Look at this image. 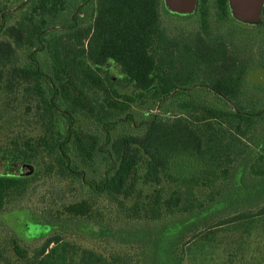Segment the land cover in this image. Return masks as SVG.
<instances>
[{"label":"trees","instance_id":"obj_1","mask_svg":"<svg viewBox=\"0 0 264 264\" xmlns=\"http://www.w3.org/2000/svg\"><path fill=\"white\" fill-rule=\"evenodd\" d=\"M86 2L94 7L89 23ZM162 12L163 0H0V84L5 74L10 87L26 82L43 130L35 140L0 142V161L33 169L0 175V212L20 207L34 183L56 176L125 213L119 196L139 152L148 180L177 186L165 200L157 193L155 208L167 215L211 210L173 234L149 225L132 232L125 243L134 257L106 259L59 233L28 256L12 233L8 243L24 264H180L190 242H216L225 230L249 236L264 221V88L246 80L251 69L264 71V27L234 23L227 0H196L183 20ZM81 60L97 69L114 62L132 94L100 100L99 91L115 95L114 80ZM90 207L82 200L63 210L88 218ZM154 209L144 215L149 223L160 217ZM46 213L38 218L47 225L62 219ZM157 242L165 243L155 248Z\"/></svg>","mask_w":264,"mask_h":264},{"label":"rangeland","instance_id":"obj_2","mask_svg":"<svg viewBox=\"0 0 264 264\" xmlns=\"http://www.w3.org/2000/svg\"><path fill=\"white\" fill-rule=\"evenodd\" d=\"M10 4L11 2L7 5ZM85 6L87 13L85 22L89 23L94 7L92 8L89 2H86ZM162 14L164 18L178 20L192 15V13L172 11L164 3ZM15 17H11L9 21H14ZM230 18L243 27L253 29L264 27V18L261 14L254 22H243L232 16ZM81 62L85 67L94 70L100 78L103 79L106 76L113 78L115 95L99 91L100 100L121 102L123 96L132 94L131 83L114 62L109 61L107 65L98 69L84 60ZM8 80L9 76L5 74L0 84V113L3 115L0 120V142L6 145L13 140L20 143L35 140L42 135L43 130L40 124L35 122L34 97L24 95L26 82L20 80L17 85L10 87L7 85ZM246 80L251 88H264V71L260 67L251 69ZM90 127L93 129L94 125ZM139 156L140 160L130 175L124 194L119 196L125 213L116 211L117 206L108 201L92 198L89 189L80 187L77 182L72 184L52 176L34 183L19 203L20 207L14 208V204L17 203L14 202L0 212V251H3L0 264H24L25 262L15 255L8 243L12 233L18 237L19 246L24 248L26 253L28 252V256H31L33 249L38 248L50 234L59 233L64 241L77 249L92 250L106 259L118 253L134 257L130 245L125 243L133 242L132 232H142L149 225L154 231L163 228L164 234H173L179 229L181 223L206 217L209 214L211 210L204 207L189 213L174 215H167L163 206L155 208L153 204L155 195L158 193L161 199L165 200L172 191L177 189V186L168 179H162L158 183L148 180L147 157L142 152H139ZM32 170L30 165L0 161V175H27ZM82 200L91 203L90 217H75L64 212V205L79 203ZM152 208L159 212L160 217L153 223H149L144 215ZM45 211L56 218L60 216L61 221L50 225L45 224L38 218ZM61 212H64V215ZM164 243L157 242L153 248L155 245V248H162ZM184 243L187 242H180L177 246L181 247ZM166 255L163 249L157 253L156 258L162 261ZM180 264H264V221H260L249 236L233 230H225L217 233L216 242H190L187 255Z\"/></svg>","mask_w":264,"mask_h":264},{"label":"water","instance_id":"obj_3","mask_svg":"<svg viewBox=\"0 0 264 264\" xmlns=\"http://www.w3.org/2000/svg\"><path fill=\"white\" fill-rule=\"evenodd\" d=\"M167 8L178 13H193L196 0H163ZM264 0H227L230 16L243 22H254L261 14Z\"/></svg>","mask_w":264,"mask_h":264}]
</instances>
